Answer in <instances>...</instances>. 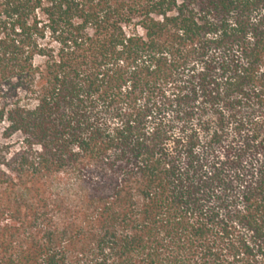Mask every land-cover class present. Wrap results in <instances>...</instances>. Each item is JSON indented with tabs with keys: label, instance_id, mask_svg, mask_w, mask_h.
Listing matches in <instances>:
<instances>
[{
	"label": "trees",
	"instance_id": "1",
	"mask_svg": "<svg viewBox=\"0 0 264 264\" xmlns=\"http://www.w3.org/2000/svg\"><path fill=\"white\" fill-rule=\"evenodd\" d=\"M0 264H264V0H0Z\"/></svg>",
	"mask_w": 264,
	"mask_h": 264
}]
</instances>
